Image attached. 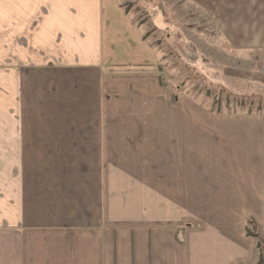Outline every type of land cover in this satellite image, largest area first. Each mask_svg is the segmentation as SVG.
Returning <instances> with one entry per match:
<instances>
[{"label":"crops","instance_id":"0c3cea01","mask_svg":"<svg viewBox=\"0 0 264 264\" xmlns=\"http://www.w3.org/2000/svg\"><path fill=\"white\" fill-rule=\"evenodd\" d=\"M189 1L264 51V0ZM150 38L121 0H0V264H256L264 112L177 96Z\"/></svg>","mask_w":264,"mask_h":264},{"label":"rangeland","instance_id":"374dc122","mask_svg":"<svg viewBox=\"0 0 264 264\" xmlns=\"http://www.w3.org/2000/svg\"><path fill=\"white\" fill-rule=\"evenodd\" d=\"M121 1L137 22L149 27L150 39L161 51V78L175 85L177 96L194 98L219 115L264 112V86L233 75L237 66L264 71V51H226L206 8L189 0ZM246 226L264 251V222L249 217Z\"/></svg>","mask_w":264,"mask_h":264},{"label":"trees","instance_id":"16d2710c","mask_svg":"<svg viewBox=\"0 0 264 264\" xmlns=\"http://www.w3.org/2000/svg\"><path fill=\"white\" fill-rule=\"evenodd\" d=\"M247 234L250 236H255V237H257V235L256 234H252V233H250V232H247ZM256 247L258 248V258H257V263L258 264H264V251H261L260 250V242H258L257 244H256Z\"/></svg>","mask_w":264,"mask_h":264}]
</instances>
